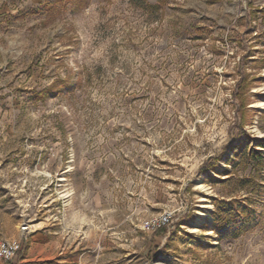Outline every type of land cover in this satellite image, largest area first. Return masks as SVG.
<instances>
[{
	"label": "rangeland",
	"instance_id": "rangeland-1",
	"mask_svg": "<svg viewBox=\"0 0 264 264\" xmlns=\"http://www.w3.org/2000/svg\"><path fill=\"white\" fill-rule=\"evenodd\" d=\"M259 139L264 0H0V264H264V166L228 161Z\"/></svg>",
	"mask_w": 264,
	"mask_h": 264
},
{
	"label": "trees",
	"instance_id": "trees-1",
	"mask_svg": "<svg viewBox=\"0 0 264 264\" xmlns=\"http://www.w3.org/2000/svg\"><path fill=\"white\" fill-rule=\"evenodd\" d=\"M133 5L142 7L145 9H150L152 11L158 12L163 7H165L169 0H156V2L152 5L148 3L147 0H129ZM66 85H63L62 87H65ZM54 89L53 87H49L48 89H44V91L41 92V94H49ZM241 147V142L238 145H233L231 147V153L228 157V161L232 162L234 161L233 156L238 157V162H253V165L251 166V171H258L257 168L262 169L264 166V139L256 140V145L254 148L250 151H241L239 152V149ZM239 152V153H238ZM260 173V172H259ZM233 175H230L226 177L225 179H222L223 183L231 182L233 180ZM236 188L234 194H231L229 197V200H226L224 198L218 199L215 198L213 200L214 207L213 210L210 212L212 216V227L211 229L218 235H225L228 234L231 230H236L239 228V222L243 221V216H246L248 214V210L246 205V201H248V195L251 192H256L258 189L255 181H254V175L248 176V177H238L236 179ZM258 192V191H257ZM228 226L227 229H225ZM164 226V225H163ZM163 226H159L156 228L155 232L161 233L164 231Z\"/></svg>",
	"mask_w": 264,
	"mask_h": 264
},
{
	"label": "built area",
	"instance_id": "built-area-1",
	"mask_svg": "<svg viewBox=\"0 0 264 264\" xmlns=\"http://www.w3.org/2000/svg\"><path fill=\"white\" fill-rule=\"evenodd\" d=\"M169 220V215H162L161 217H159V219L156 220V222L152 223V226L159 227L161 225H165L169 222ZM20 233L21 235L18 239L0 240V258L6 261H11L17 257V255L23 249V241L27 237L28 225L26 223L20 226Z\"/></svg>",
	"mask_w": 264,
	"mask_h": 264
},
{
	"label": "crops",
	"instance_id": "crops-1",
	"mask_svg": "<svg viewBox=\"0 0 264 264\" xmlns=\"http://www.w3.org/2000/svg\"><path fill=\"white\" fill-rule=\"evenodd\" d=\"M33 238H37V234H36V235H34V236H33ZM40 238H41V237H40ZM40 238H39V239H40ZM41 249H43V248H41Z\"/></svg>",
	"mask_w": 264,
	"mask_h": 264
}]
</instances>
